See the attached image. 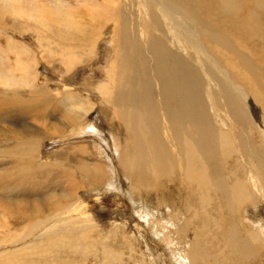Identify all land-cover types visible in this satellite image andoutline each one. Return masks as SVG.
I'll return each instance as SVG.
<instances>
[{
	"label": "bare ground",
	"instance_id": "6f19581e",
	"mask_svg": "<svg viewBox=\"0 0 264 264\" xmlns=\"http://www.w3.org/2000/svg\"><path fill=\"white\" fill-rule=\"evenodd\" d=\"M32 1L11 0L10 9L14 13L13 17H27L28 20L34 17L44 26L48 23H59L63 24L65 29L70 27L72 30L79 29L77 21H75L77 25L73 22L69 26L70 13H65L66 11L58 8L60 0L53 5L50 3L53 7L51 9L45 2L43 4L38 2V4L35 0L36 5L32 3L33 6L30 7ZM102 2L99 8H95L96 4L90 1L89 4L92 6L85 4L88 13L91 8L90 15L93 19H99L101 9L113 7L116 1L103 0ZM126 2L135 3L138 23H132L125 15H120L118 28L116 23L113 26L111 24L110 30L113 28V38L117 40L110 54L112 57L109 56L107 60L109 63L106 71L108 83H100L96 87V92L102 97V100L99 98L103 101L100 104L108 110L105 121L110 128L124 131L125 137L130 141L129 145L125 144V148L119 149L115 144V137L107 136L106 131L108 130L105 131L101 126L93 124L92 134L98 137L100 135V143L107 147L106 150H102L106 161L86 158L91 152L89 147L84 146L78 149L77 154L74 151L63 152L61 157L64 163L74 165V168L87 174V177L92 174V179L89 178L90 181H94L91 182L92 187H95L97 181L103 177L102 165L99 163H103L107 167L106 171H109L111 175L116 174L131 181L133 184H131V189L154 187L156 182L170 181L174 179V175L180 176L182 183L188 185L189 192L193 193L195 204L191 203L190 207L198 202L196 209L188 210V212L193 211L197 214L196 219L199 218V211L205 212V208H198L199 204L202 206L207 204L209 207L211 205L209 202L214 199L213 196L218 195L221 190L228 195V198H218L219 204L222 200L219 210L229 215L235 212V205L239 206L243 203V201L240 202V196L244 193L247 197L253 193L264 197L262 192L264 179L260 173L257 174L250 169L251 172L248 173L250 176L247 175L250 181L246 180L244 186L241 179L231 173L232 183L230 180L228 184L223 177L226 174H219L221 172L219 165L212 161L211 150L207 147L209 143L218 142L224 150L229 149L228 131H233L242 150L246 145L241 143L246 138L241 139V135L250 136L252 130L257 132L248 111L253 106L250 102H243L240 94L243 91L247 92L254 98L260 112H264V0H126ZM54 13L58 16L57 18H60L57 21L54 19ZM103 24L99 26L105 28ZM86 34L84 32L82 35L89 40L94 39V36L88 37ZM91 35L95 34L91 32ZM141 49H143L142 56L140 55ZM127 51L131 52V55H128ZM140 57H142L141 60L133 65V60H138ZM70 63L71 60L68 64ZM22 65L28 66L20 62L15 65L14 71L24 72L22 76L25 77L27 74L26 70L22 69ZM25 79L23 78L24 81ZM32 82L35 83V81ZM87 82L88 85L92 83ZM236 82L240 85H236ZM66 86L60 83L58 90L51 91L35 83L34 87L28 88V91L18 93L10 81L0 79V144L3 141L7 143L16 140V153L14 150L13 154L11 153L12 156L6 153L8 150L0 153L3 156L0 158V207L5 211L15 210V213L26 214L33 218L35 215H41L40 220L37 221H31L28 218L30 223L25 226L28 227V232L32 230L37 232L41 228L36 237H40L39 245L30 244V247L28 246L37 254L53 253L58 256L61 251L54 245L71 247V249L73 246L76 249V244L86 242V239L95 243L101 242L102 239L106 241L105 234L101 237L96 235L97 228L92 216L83 215L84 211L79 204L83 199L79 198L78 192L84 189L75 181H67L69 182L68 190L65 192L63 190L61 195L60 192L51 193V204H46V208L51 213H47V216L42 215L38 206L40 199L36 196V190L39 189H36L37 185L32 181H36V176L40 174L48 175L59 172L56 167L51 170L49 165L48 169L44 167L45 162L56 157L55 153L58 150L57 147H53L58 143L56 145L54 143L50 154L40 157L43 166L37 163L38 166H32L31 170L29 167L22 169L25 162L18 160L19 156H26L32 152L31 141L26 139L36 138V130L32 126L34 123L40 121L43 126L45 124L50 130L47 136L60 135L61 129H57L49 122L52 117L49 116V108L53 110V115L59 114L61 119H65L70 129L79 124L76 117L64 116V111L59 106L50 105L53 104L51 100L54 101L61 96V91ZM108 91L109 97L103 100L107 97ZM113 95L115 98L112 97ZM76 100L78 102L70 101L69 104L74 106L77 103L82 108L83 105L80 104L78 98ZM79 107H77L78 110ZM101 118H103L102 115L97 118L98 124ZM16 121L19 125L14 124ZM6 122L8 125H5ZM240 125L247 127V134L240 129ZM227 126H232L233 129H228ZM98 132L99 135L96 134ZM68 133L74 134L75 129ZM49 138L51 139V136ZM115 155L117 162L114 161ZM261 171L262 168L259 172ZM70 172L72 173L71 170ZM49 184L52 185L50 181ZM190 201L187 203L189 204ZM33 202H38V205H30ZM1 218L5 219V216ZM1 218L0 229H3L5 222ZM60 222L62 226L58 225ZM238 223L228 224L227 235L223 232L216 233L215 242L219 244V250H223L218 256L207 255L206 251L201 249V241L204 239H201L203 238L200 235L201 230L197 229L199 237L194 238L190 244L188 264H205L209 261L216 262L218 259L230 257L236 260L241 259L244 264H248L249 259L243 255L248 249L250 259L255 260L259 250L255 247L258 244L254 243L259 241V237L249 233L244 238L240 233ZM64 224L70 225L71 230L65 232L62 229L66 226ZM189 224L190 221H185L180 231H187ZM27 236L29 234L25 237ZM167 239L168 237L165 238ZM259 242L263 243L264 247V240ZM88 246L87 251L91 249ZM92 250L94 251L93 248ZM105 250L107 251L104 248ZM56 252L59 253L56 254ZM110 254L114 256L113 259L117 255V253L116 255L115 253ZM183 262L186 260L180 261V264Z\"/></svg>",
	"mask_w": 264,
	"mask_h": 264
},
{
	"label": "rangeland",
	"instance_id": "374dc122",
	"mask_svg": "<svg viewBox=\"0 0 264 264\" xmlns=\"http://www.w3.org/2000/svg\"><path fill=\"white\" fill-rule=\"evenodd\" d=\"M35 1L36 3L40 2L42 4L45 2V4H48L47 7L51 9L53 7H51L50 3L53 5L59 0ZM89 1L96 4L95 8H99L103 3V0H60V4H57L58 8L60 7L61 10L66 11L65 13H70L69 26H71L70 23H75V21L79 24L77 25L75 23L77 27L79 26L78 30H72L71 27L65 29L63 24L59 23H48L44 26L34 17L32 20H28L27 17H13L14 13L10 9V3L12 4L11 0H0V70L3 68L0 71V79L10 81L16 87L18 93L28 91V88L31 86L34 87L35 83L39 87H47L51 91L58 90L60 83L68 86L61 91V96L54 99V101L51 100L53 104L50 105L52 107L59 106L64 111V116L76 117L79 124L70 129V127H67L68 125H66L65 119H61L59 114H54V116L53 110L49 108V116H52L49 122L54 124L57 129H61L60 135L53 136L52 134L50 135V139V136H47V133L50 131L49 128L45 124L43 126L40 121L34 123L32 126L36 130V138H30L31 140L26 139L31 141L32 152L28 155L26 154V156H19L18 160L22 163L25 162L23 166L20 165V168L23 167L22 169L29 167L31 170L33 169L32 166H38L37 163L43 166L44 164L40 162V157L50 154L54 143L55 145L58 143L53 147H57L59 151L58 154V151L55 153L58 161L54 157L49 162H45L44 167L46 169L51 167L50 170L56 167V169H59V172H55V174L49 173L48 175L40 174L36 176V181L31 180L37 185L36 189H39L36 190V196L39 197L40 203L38 205V202H33L30 205H38L42 211V215L44 216L46 214L45 216H47L51 213L46 208L47 203L51 204V193L58 194L60 192L61 195L63 190L64 192L68 190L69 182L67 183V181H75L78 186L85 190L78 192L79 198L83 199L79 203L81 205L80 208L84 211L83 215L92 216L93 223L97 228L96 235H100L99 237H101V235L104 236L105 234L106 241L102 239L101 242L95 243L86 239V242L82 241L76 244V249L73 246V249H71V247L67 248L54 245L61 251L60 255L57 256L53 253H38V255L29 247L30 244L39 245L40 237H36L39 235L41 228L37 232H33V230L28 232V227L25 226H28L30 223L28 222V218L31 221H37L40 220L41 215H35L33 218V216L26 214L15 213V210L5 211L0 207V218L5 216L7 220L1 218L5 223L4 228L0 229V264H180V261H184V259L186 262H183V264H188L187 257L190 244L194 241V238L199 237L197 235V229L201 230L200 235L203 237L201 239H204V241H201V249L205 250L207 255L218 256L223 250H219V244L215 242L216 233L223 232L227 235L229 232L227 229L228 224L237 222H239L237 225H239L240 233L244 238L249 233H253L259 237V241L264 240V197L257 193L249 194V197L245 193L240 196V202L243 201V203H240L239 206L235 205V212L233 214L231 213L230 216L227 212L219 210L222 200H220L221 203L219 204L218 198H228V195L221 190L218 195L213 196L214 199L209 202L211 204L209 207L207 204L204 206L199 204L198 208H205V212L199 211V218L196 219L197 214H194L193 211L188 212V210L196 209L198 202H196L197 206L190 207L191 203L195 204L193 193L189 192L188 185L182 183L180 176L174 175V179L170 181L156 182L154 187L131 189V181L125 180L124 177H119L116 174L111 175L109 171H106L107 167L103 163H99L102 165L103 177L101 176L102 178L97 179L99 182L97 181L95 187H92L91 182L93 183L94 181L89 180V178L92 179V174L87 177V174L81 173L74 168V165L64 163L61 157L63 152L68 153L69 151H74L77 154L78 149L84 146L89 147L91 152L86 158L101 162L106 161L102 150H106L107 147L105 144L100 143L101 136L99 132L96 133L99 137L92 134L93 130L91 129L93 124L101 126L105 131L108 130L106 131L107 136L115 137V144L119 149L125 148V144L129 145L130 142L125 137L124 131L110 128L105 121L108 110H105L104 105L100 104L103 101H100L102 97L96 92V87L100 83H108L106 71L108 70L107 65L109 63H107V60L110 58L109 56L112 57L110 54L111 51L113 52V46L117 40L113 38V28L112 30L110 29L115 23L118 28V18L120 15H125L128 21H132V23H138L135 3L126 2V0H115L116 2L113 4V7L101 9L100 18L93 19L90 15L91 8L89 13L85 8V4L92 6V4H89ZM30 3V7L33 6L32 3L36 5L34 0ZM55 16L54 19L56 21L60 19L57 18L58 16ZM101 24L105 25V28L99 26ZM84 32L87 33L86 35L88 37L94 36V39L89 40L86 36H83L82 34ZM91 32L95 35H91ZM95 38L98 40L96 41ZM79 46L81 47L79 48ZM127 54L131 55V52L127 51ZM140 55H143V49H141ZM141 58L133 60V65L141 60ZM70 60L71 63L68 64ZM20 62H23L26 66L28 65L27 67L22 65V69L26 70L25 73L27 75L25 77L22 76L24 72L19 73L18 71L16 73L14 71L16 68L15 65L20 64ZM23 78H26L25 81ZM32 81H35V83ZM87 81L92 83L88 85ZM233 82L235 83V81ZM236 85H240V83L236 82ZM108 97L109 91L107 97H104L103 100H107ZM112 97L115 98L114 95ZM76 98L83 105L82 108L77 103L74 106L69 104L70 101L78 102ZM240 99L243 102H250L252 104L253 108L248 111L258 133L252 130L250 136L241 135V139L246 138L241 143L242 145H246L242 150L237 143V137L233 134V131H228L229 149L224 150L218 142L209 143L207 147L211 150L212 161L217 162L219 165L221 170L219 174H226L223 175L226 183L229 184L230 180L232 183V173L241 179L244 186L246 180L250 181V178H248L250 176L248 173L251 172L250 169H253L257 174L260 173L264 179V112H260L254 98L247 92L243 91L240 94ZM77 107L80 109L78 110ZM101 115L103 118H101L98 124L96 120ZM14 124L19 125V122L16 121ZM5 125H8V122ZM227 127L228 129H233L232 126ZM72 129H75V133L69 134L68 132ZM240 129L246 134L248 133L247 127L240 125ZM62 132L65 133L66 138H64ZM43 134L45 135L43 136ZM40 135H42V139H40ZM74 137L76 139H73ZM216 138L218 139L217 136ZM32 139L34 140L32 141ZM15 144L16 140L7 143L3 141L0 144V153H3V150H8L6 153L12 156L14 151L16 153ZM1 157L3 156L0 155ZM116 158L115 155V162H117ZM5 166L7 167L8 165ZM261 168L262 171L259 172ZM116 169L119 171L118 165H116ZM89 171H92V167ZM58 179L62 182H59ZM49 181L52 185L49 184ZM51 181L55 182L52 183ZM262 189L264 193V188ZM189 195L190 197H188ZM189 201L190 205L187 203ZM36 216L38 217L36 218ZM185 221H190L188 230L181 232V226ZM64 225L66 226L62 229L65 232L71 230L70 225ZM27 234L29 236L25 237ZM74 235L77 236L76 234ZM167 237L168 239L165 240ZM240 239H242L241 236ZM259 241L254 243L255 245L258 244L255 247H258L259 250V254L255 260L250 259L251 256L248 255L249 249L245 250L246 253H243L246 259H249L247 261L248 264H264V247L263 243ZM86 245H89L88 248L91 249L87 251ZM103 246L107 249V251L105 250L106 252ZM58 253L56 252V254ZM110 253H115V255L117 253V255L113 259L114 256ZM106 257L109 259H105ZM230 258L218 259L216 262L209 261V263L205 264H244L241 259L236 260L233 257Z\"/></svg>",
	"mask_w": 264,
	"mask_h": 264
}]
</instances>
